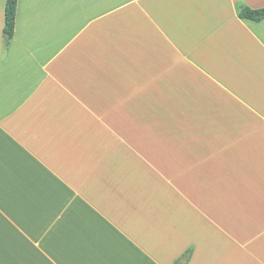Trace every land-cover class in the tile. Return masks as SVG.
<instances>
[{
	"label": "crops",
	"instance_id": "obj_1",
	"mask_svg": "<svg viewBox=\"0 0 264 264\" xmlns=\"http://www.w3.org/2000/svg\"><path fill=\"white\" fill-rule=\"evenodd\" d=\"M264 0H0V264H264Z\"/></svg>",
	"mask_w": 264,
	"mask_h": 264
},
{
	"label": "trees",
	"instance_id": "obj_2",
	"mask_svg": "<svg viewBox=\"0 0 264 264\" xmlns=\"http://www.w3.org/2000/svg\"><path fill=\"white\" fill-rule=\"evenodd\" d=\"M16 6L17 0H5L3 35L8 36V40L4 43L5 48H7L9 41L13 36ZM236 11L238 18L243 20L258 23L264 19V7L252 10L238 4L236 5ZM188 260L189 254H184L176 262H174V264H187Z\"/></svg>",
	"mask_w": 264,
	"mask_h": 264
},
{
	"label": "water",
	"instance_id": "obj_3",
	"mask_svg": "<svg viewBox=\"0 0 264 264\" xmlns=\"http://www.w3.org/2000/svg\"><path fill=\"white\" fill-rule=\"evenodd\" d=\"M4 40L7 41L8 40V36H4Z\"/></svg>",
	"mask_w": 264,
	"mask_h": 264
}]
</instances>
